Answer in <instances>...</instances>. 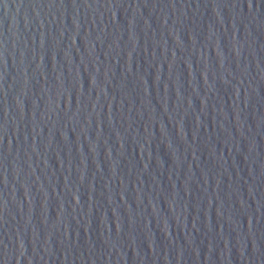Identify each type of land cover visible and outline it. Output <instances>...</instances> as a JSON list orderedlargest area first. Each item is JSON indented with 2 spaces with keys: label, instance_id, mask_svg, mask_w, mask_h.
Wrapping results in <instances>:
<instances>
[{
  "label": "water",
  "instance_id": "obj_1",
  "mask_svg": "<svg viewBox=\"0 0 264 264\" xmlns=\"http://www.w3.org/2000/svg\"><path fill=\"white\" fill-rule=\"evenodd\" d=\"M0 264H264V0H0Z\"/></svg>",
  "mask_w": 264,
  "mask_h": 264
}]
</instances>
